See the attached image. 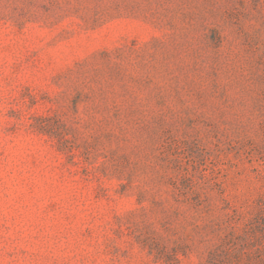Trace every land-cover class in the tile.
<instances>
[{"label": "rangeland", "instance_id": "374dc122", "mask_svg": "<svg viewBox=\"0 0 264 264\" xmlns=\"http://www.w3.org/2000/svg\"><path fill=\"white\" fill-rule=\"evenodd\" d=\"M264 219V0H0V264H209Z\"/></svg>", "mask_w": 264, "mask_h": 264}, {"label": "trees", "instance_id": "16d2710c", "mask_svg": "<svg viewBox=\"0 0 264 264\" xmlns=\"http://www.w3.org/2000/svg\"><path fill=\"white\" fill-rule=\"evenodd\" d=\"M229 233L209 256V264H264V219Z\"/></svg>", "mask_w": 264, "mask_h": 264}]
</instances>
